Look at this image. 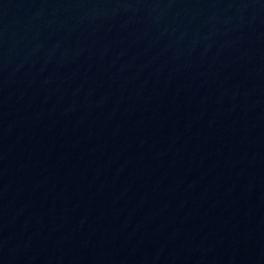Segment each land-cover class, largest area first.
<instances>
[{"label":"water","instance_id":"1","mask_svg":"<svg viewBox=\"0 0 264 264\" xmlns=\"http://www.w3.org/2000/svg\"><path fill=\"white\" fill-rule=\"evenodd\" d=\"M0 264H264V0H0Z\"/></svg>","mask_w":264,"mask_h":264}]
</instances>
